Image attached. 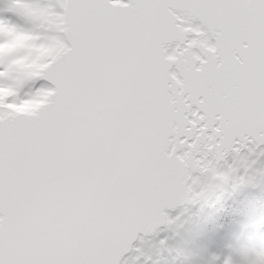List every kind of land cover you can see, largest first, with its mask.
I'll use <instances>...</instances> for the list:
<instances>
[{"label": "snow or ice", "instance_id": "1", "mask_svg": "<svg viewBox=\"0 0 264 264\" xmlns=\"http://www.w3.org/2000/svg\"><path fill=\"white\" fill-rule=\"evenodd\" d=\"M248 186L264 0H0V264H126L166 209ZM255 207L207 264H264Z\"/></svg>", "mask_w": 264, "mask_h": 264}, {"label": "rangeland", "instance_id": "2", "mask_svg": "<svg viewBox=\"0 0 264 264\" xmlns=\"http://www.w3.org/2000/svg\"><path fill=\"white\" fill-rule=\"evenodd\" d=\"M261 197H264V193H261L258 188L248 186L238 193L232 195L225 194L214 204H207L213 217L218 215L224 223H230V225L224 227L228 230V234L224 231V228L218 230V232L216 230H208L206 235L203 233L205 230L203 227H206V223H202L204 219H208L205 215L206 212L202 213V210H200V212L197 211L198 214L194 213L200 206V203H198L194 211L185 215L181 214V216L186 217L185 219L178 218L175 222L174 215L171 218L172 225L170 229L163 232L157 239L147 244L138 245L137 251L131 259L137 256V262H135L136 258H134L133 263L142 264V261L148 262L150 260L151 263L158 264L157 260L154 258L161 256L162 261L168 260L166 264H171V261L175 264H181V259L177 256L174 257V252L177 251V253L181 252L178 255L186 254L187 257H189L188 261L190 264H207L208 260L214 254L221 255L222 257L232 255L233 236L245 223V219L244 222H242L244 218L243 213L246 211V206L250 201L256 202L254 212H262L258 221H264V216L262 215L264 214V202L260 201L259 198ZM232 216L236 217H233L232 220L228 218H232ZM250 225L251 224L248 225L247 234L253 235L257 242L264 243V232H260L258 229L252 230ZM195 228L196 233L194 232ZM211 234L214 238H209ZM223 243L226 244L223 245ZM148 248L151 249L146 250ZM227 248L229 250H226ZM236 259H239V257L237 256Z\"/></svg>", "mask_w": 264, "mask_h": 264}, {"label": "trees", "instance_id": "3", "mask_svg": "<svg viewBox=\"0 0 264 264\" xmlns=\"http://www.w3.org/2000/svg\"><path fill=\"white\" fill-rule=\"evenodd\" d=\"M200 203V202H199ZM209 208V206L207 205V204H202V203H200V206L197 208V210L194 212V213H197L198 214V212L197 211H199L200 212V210H202V213L203 212H206L205 213V215H206V218L208 219V220H206V219H204V221H203V223L202 224H204V223H206V227H203V229H205L204 231H203V233L206 235L207 233H208V230H211V231H217L218 232V230H220V229H222V228H224V227H226V226H228V225H230V223L229 222H226V223H224L223 221H222V219L217 215L216 217H213L212 216V213L210 212V210L208 209ZM205 210V211H204ZM261 213L262 212H259V213H257V212H254V216H255V221H254V223H251V225H250V228L253 230V229H258L260 232H264V221H258V219H259V216L261 215ZM263 213H264V211H263ZM263 216H264V214H262ZM243 216H244V214H243ZM233 217H236V216H232V218L231 217H228V218H230L231 220L233 219ZM258 217V218H257ZM178 218H180V219H185L186 217H184V216H181V215H177V216H175V219H174V221L176 222L177 220H178ZM244 219H245V216H244V218H243V220H242V222H244ZM258 226V227H257ZM224 231L228 234V230L226 229V228H224ZM195 233H196V228H195V231H194ZM209 238H214L213 237V235L211 234L210 235V237ZM227 243V242H226ZM226 243H223V245H225ZM141 248V247H140ZM140 248H139V250H140ZM149 249H151V248H148V249H146V250H149ZM152 250H153V248H152ZM225 250V249H224ZM226 250H229L228 248L226 249ZM153 253V252H152ZM151 253V254H152ZM181 252H178L177 253V251L176 252H174V257L175 256H177L178 258H180L181 259V261H180V263L181 264H188L189 263V257H187V255L186 254H183V255H178V254H180ZM150 254V255H151ZM137 255V254H136ZM224 255V254H223ZM137 257V256H136ZM136 257H134V258H136ZM133 258V259H134ZM133 259H131V260H129V262H128V264H136V263H133ZM154 259H156L157 260V262H158V264H166L167 262H168V260H165V261H162V259H161V256L160 257H158V258H154ZM170 261H171V259H170ZM135 262H137V258L135 259ZM174 263V262H173ZM172 263V261H171V264H173ZM142 264H156V263H151V261L149 260L148 262H146V261H142ZM175 264V263H174ZM190 264V263H189Z\"/></svg>", "mask_w": 264, "mask_h": 264}, {"label": "water", "instance_id": "4", "mask_svg": "<svg viewBox=\"0 0 264 264\" xmlns=\"http://www.w3.org/2000/svg\"><path fill=\"white\" fill-rule=\"evenodd\" d=\"M198 203L199 202H197V203H186V204L178 205L175 208L166 209V211L168 212L169 218L171 220V218L176 214L185 215L191 211H194L197 208ZM171 225H172V222L171 223H162L156 228L155 231L148 232V233H144V232L138 233L137 239H135L133 241L132 248L127 253H125V256L122 259L127 264L129 259L132 258L133 255L135 254V252L137 251L138 245L147 244V243H150L151 241L157 239L163 232L168 231L170 229Z\"/></svg>", "mask_w": 264, "mask_h": 264}]
</instances>
